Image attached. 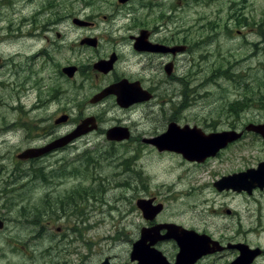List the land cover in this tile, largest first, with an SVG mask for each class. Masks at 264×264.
<instances>
[{"label":"flooded vegetation","instance_id":"obj_1","mask_svg":"<svg viewBox=\"0 0 264 264\" xmlns=\"http://www.w3.org/2000/svg\"><path fill=\"white\" fill-rule=\"evenodd\" d=\"M243 1L236 12L231 8L228 14V19H242L243 25L234 22L223 29L232 35L221 30L213 33L211 29L208 38L193 39L196 43L192 47L187 36L189 28L184 26L190 17L177 15L173 0H68L66 9L63 5L60 7L58 0H0V146L15 144L12 152L0 149V237L7 249L3 253L6 263L27 264L12 263L8 255L24 252L21 239L27 234L28 223L20 215L39 209L32 226L58 243L48 256L53 262L46 264H264V220L259 213L253 227L251 215L255 212L249 206L244 210V204L251 197L264 193V170L259 168L264 159L255 166L248 164L223 172L211 170L208 183L206 174L210 171L200 172L202 166L193 165V170L187 166L186 169L198 173L197 179L206 180L191 193H185L195 200L192 204L186 202V207L199 220L197 224L184 220L182 211H170L174 210L170 209V203L178 202L175 196L140 195L139 191H144L146 185L140 187L134 163L131 170L126 162L140 158L143 150L150 148L158 153L164 150L174 153L185 162L209 166L213 161L237 157L245 160V152L251 149L253 139H260L264 144L262 135L248 129L249 125L264 121L235 120L227 123L226 129L205 131L198 124L170 120L166 130L156 136H149L130 123L133 113H141L146 118L155 115L156 104L165 110L169 104L180 101L179 109L185 108L187 96L191 94H183L182 85L203 86L196 82L204 73V65L196 64L197 55L206 49L204 57L209 54L219 58L209 51L217 40L240 36L242 44H247L244 30L250 36L258 28ZM201 2L204 0H189L183 5ZM197 20L201 27L206 23L203 15ZM216 34L219 38L213 40ZM243 57L249 59V55ZM224 58L221 56L213 63L215 71L209 80L236 79L235 73L231 74L233 64ZM238 59L234 60L238 65L247 60L239 62ZM220 63L218 73L216 66ZM71 82L74 83L72 98ZM170 84L172 94H169ZM257 86L260 97L264 83ZM254 93L243 92L230 105L240 113L255 103ZM163 94L169 95L160 99ZM73 107L77 109L76 114L71 110ZM90 107L94 110L89 111ZM84 120L88 121V130L82 136L54 145L67 141ZM171 126L179 128L181 135L187 133L184 128L188 127L199 128L203 135H217L213 137V145L201 147L202 158L193 161L181 151L162 149V144L155 142ZM221 133L224 135L218 136ZM30 149L39 154L22 158ZM82 153L88 157L79 176L83 183L77 189L74 184L62 194L54 195L55 187L50 190L52 195H45L43 191L39 197L42 205L31 207L34 199L29 200L28 189L55 186L50 175L71 174V168L66 166H50L58 156L77 160ZM179 159H175L177 164L185 165ZM67 163L71 165V161ZM104 165H109L113 172L108 177L102 176ZM181 170H175L172 185L187 178L186 172L180 175ZM125 175L139 185L128 178L125 180ZM183 189L186 188L180 193ZM117 190H126L129 194H122L124 199L117 203L109 202L110 196L119 193ZM72 196H79L76 200L79 205ZM132 197L134 209L139 211L136 222L124 220L131 213L125 203ZM56 204L62 207L57 208ZM98 204L107 206L110 217L116 210L122 218L95 220ZM122 205L126 209L121 212ZM246 215L248 227L242 222ZM17 216L19 220L13 221ZM220 219H230V222L221 226Z\"/></svg>","mask_w":264,"mask_h":264},{"label":"rangeland","instance_id":"obj_2","mask_svg":"<svg viewBox=\"0 0 264 264\" xmlns=\"http://www.w3.org/2000/svg\"><path fill=\"white\" fill-rule=\"evenodd\" d=\"M176 0H173L174 5L177 7V15L180 14H188L190 19L188 18V21L184 24L185 27L189 28L187 36H189V43L192 47H195L196 41L195 39L197 36L199 39L201 38H208L209 33L211 29H214V32H217V30H221L229 35H232L230 31L223 30L227 26L233 25L234 22H238L243 25L242 19H237L234 17V19H228V14L230 13V9L232 8V12H236L242 5V0H204V2L196 5H192V3H189L186 5H183V2L189 1V0H177V4H181L180 7H178L175 4ZM60 3V7L63 5L66 9V4L68 3V0H58ZM194 2V1H193ZM233 2V3H232ZM244 2V1H243ZM232 3V7H231ZM185 4V3H184ZM244 4L248 5V9L246 10L250 14V18L256 20V27L258 28L255 33L250 34L248 36V33L246 30H244L243 34L246 36L245 39H247V44L243 45V38L240 36H235V38L230 39H221L220 41L217 40L215 45L212 46L210 50L214 52L215 56L219 57H209L210 55L207 54L206 57H204L205 51H201L197 56V63L196 64H202L204 65V73L201 79L196 80L198 83H202V87H197L195 83H193V87L195 88H188L183 87V94L185 92L188 94H191L190 97L187 96V106L183 109H179L180 101H177L176 104L172 103L169 104L165 110L162 109V107L158 104L155 106V115L150 116L149 118L144 117L141 113H138L135 115L133 113L130 118V123L136 124L139 131L147 132V135L156 136L160 134L162 131L166 130L167 123L170 120L177 121L178 123H189L191 125L198 124L201 126L205 131H211L216 128L218 129H226L225 126H227V123H230L231 121H241L244 120H252V121H264V90L262 91V95L259 97V91L257 84L264 83L263 80H261L262 77H264V30L260 29L261 24L264 23V0H245ZM200 15L204 16V20L206 23L203 27H201L196 22L198 21L197 18H200ZM263 21V22H262ZM179 23V22H178ZM203 23V22H202ZM252 27V26H251ZM264 28V24L261 26ZM256 29V28H255ZM242 31V30H241ZM182 35H186L185 33H182ZM186 36V37H187ZM191 38V39H190ZM219 34L214 35L213 40L218 39ZM198 39V40H199ZM250 39V40H249ZM202 47H199L200 49ZM246 48V51L243 49ZM209 53V52H208ZM249 55V59L247 57H243ZM226 56L224 58L225 62H230L233 64V72L235 73L234 77L236 79H229L225 77H219L215 79L209 80L210 76L214 73L215 67H212L213 63L220 59V57ZM196 57V56H195ZM242 57V58H241ZM231 58V59H228ZM236 58H239V62H243L242 64L238 65L234 63V60ZM237 62V63H239ZM222 63L218 64L216 66V72H221L220 66ZM228 64H226L227 66ZM260 79V80H259ZM91 84V83H90ZM170 92L169 94L173 93V86L172 84L168 85ZM74 83L71 82V98L74 94ZM90 87L86 90L87 93H89ZM254 93V101L255 103L251 104L249 107L238 113L230 104L231 100H234L237 96H239L241 93ZM169 94L164 95L162 98H166ZM202 94H204V98H202ZM180 100H183V96L180 98ZM72 107V104H71ZM71 110L76 114L77 109L75 107L71 108ZM94 108L90 107L89 111H93ZM253 135V134H252ZM15 147V144H4L0 146L1 151L4 150L6 152L13 151V148ZM82 152V149H80ZM162 153V154H160ZM158 153L154 149L146 148L143 150L141 157L138 159L133 160H126L127 163H129V168L133 170V165L135 169L139 172L140 177V187L145 184L146 189L140 190L139 194H168L171 196H175V198L178 200L176 203H170L169 207L170 211L179 210L182 211L184 220H187L188 222L192 224L199 223V220L195 219L196 216L192 212H188V209L186 207V202L189 204L195 203L194 198L191 196L185 195V193H191L192 190H195L198 187V184L201 182L207 183L210 180V174L213 173V171L217 172H223L225 170H233L238 167H243L248 164H251L252 166L257 165L259 161L264 159V144L261 142L260 139H253L251 144V149L247 152H245L246 159L242 160L240 158L228 160V161H213L209 166H204L199 163H192V162H185L184 159H182L180 156L166 152H160ZM166 156H172L173 158H180L179 160H182L185 162V165H179L178 162L173 159L169 158L166 159ZM230 156V155H229ZM107 160V159H106ZM8 161H11L8 159ZM67 161H71V165L67 163ZM88 161V157L86 154L82 153L78 156L77 160L70 159L68 156L60 155L56 159V163L54 165H50L51 167H67L71 168V174L68 172H62L59 173V175H56L53 177V175H50V177L53 179V184L55 186L52 187H43V186H36L34 188L28 189V198L34 199L33 203L31 204V207L34 206H41L42 203L39 202V197L45 192V195L51 194L54 195L62 194L67 190H71L74 184H77L75 188L77 189L79 183H83V180L81 177L82 169L86 166V163ZM108 163V162H106ZM134 163V164H133ZM49 164V163H48ZM133 164V165H132ZM206 164V163H205ZM193 165L195 168L197 166H202V169L200 170H208V174H206V180H199L197 179L198 173L193 170ZM15 165L11 166L14 167ZM190 167L192 170L186 169V167ZM192 166V167H191ZM180 175L183 172H186L187 178L181 179L179 182L180 184L172 185V177L176 174L177 171L180 170ZM195 170V169H194ZM213 170V171H211ZM111 172V167L109 165H104V168L102 169V176L108 177ZM196 173V174H195ZM205 177V175H201ZM125 180L128 178L129 180L135 182L139 185V182L134 181L132 177L125 175ZM49 180V178L47 179ZM55 180V183H54ZM125 180L123 182H125ZM196 186V188H194ZM56 189L52 190V193L50 190L52 188ZM172 191H168L169 189ZM110 187L108 186V189ZM182 188L183 194L180 193ZM140 189V188H139ZM111 190V189H110ZM109 191V190H108ZM119 193L114 194L110 196L109 202L111 203H117L118 201L124 199V195L122 194H129V191H119ZM174 193V194H173ZM173 194V195H172ZM179 194H182V197H179ZM74 199V203H79L76 201L78 200L79 196H72ZM80 199L83 200L81 197ZM105 199H107V194L105 195ZM180 199H184L183 201H180ZM134 197L129 199V201H126V207L129 208L130 214L128 217L124 218L125 221L129 222H136L139 220V211L134 209V203L135 201ZM180 201V202H179ZM250 202L248 204H244V210L247 211L246 207H250V211H253L251 215L252 220V226L255 227L254 221L257 219L258 214L260 213L262 216V220H264V193H257L253 197L250 198ZM262 202V204H261ZM72 203V204H74ZM92 203V202H91ZM68 205V202L65 203ZM261 204V208H260ZM29 205V204H28ZM121 205V204H120ZM57 208L62 205L56 204ZM72 206V205H71ZM124 205H122L121 212L126 209ZM176 208V209H175ZM38 212L39 215V209H35L34 213L27 212V215L21 214L24 222L28 223V227L25 228L27 231V234H23V238L21 239L22 244L24 245V252L21 253L18 251V254H9L8 258L11 260L12 263H27V264H46V263H52L53 259H48V256L52 254L51 249L52 247H57V242L54 238L50 237L49 235L37 231L38 229H35L32 226V220L34 219V216H36V213ZM112 217H115V219L122 218L118 215L120 211L113 210ZM88 215V213L86 212ZM110 211L107 209V206H100L98 204V209L94 213L95 220H104L108 221L112 217H110ZM126 214V212L124 213ZM13 217V221H18L19 217ZM126 216V215H125ZM102 217V218H98ZM204 222H212L208 219H203ZM66 222V221H63ZM230 219H220V225L224 226L226 223H229ZM244 227L249 226V222L246 217L243 219ZM56 225H62V223H58ZM56 227V226H55ZM54 229V227H52ZM264 240V239H262ZM5 242L2 240V237H0V264H9L10 262L7 261L5 256L3 255L5 251ZM7 250V249H6ZM26 255V256H24ZM57 260V259H54ZM64 261V260H63ZM59 262V261H58ZM65 263V262H62Z\"/></svg>","mask_w":264,"mask_h":264},{"label":"water","instance_id":"obj_3","mask_svg":"<svg viewBox=\"0 0 264 264\" xmlns=\"http://www.w3.org/2000/svg\"><path fill=\"white\" fill-rule=\"evenodd\" d=\"M123 1H125V0H123ZM71 74H72V71H71ZM87 122H88L87 120H84L83 123H81L71 133V135L67 138V141L56 142V143H54V145L55 146L62 145L64 143H67L69 140H72L73 138H75L77 136H80L81 134L85 133L86 130H88L86 128ZM184 129H188V132L185 135H181V133L179 131L180 130L179 128L177 129L175 127H172L170 129V131H169V132H171V134L169 132L167 134L164 133L163 135H165V136L162 135L161 137L157 138L158 140L156 139L155 142L162 144L161 145L162 149L165 148V149L181 151L183 153V155L185 157H187L188 159H190V160H200L202 158V154H203V152L201 151V147L202 146L206 147L208 145H213L214 144L213 137L216 136L217 134L213 133V134H210L208 136H205V135H203L201 133L199 134L200 130L197 129V128L191 129V128L188 127V128H184ZM248 129H251L252 131L257 132V133L261 134L264 137V123L263 124H257V125H251V126L249 125ZM195 132H197L196 136H195ZM224 133L226 134V133H229V132H224ZM221 135H224V134H222V133L218 134V136H221ZM237 135H239V134H237ZM201 136H202V138L204 137L203 140H201ZM199 141H200V148L198 147ZM38 154H39V152L37 150L30 149V150L25 151L21 155V157L22 158H29L31 156H36ZM259 168H260V170H262V169L264 170V162L259 165ZM262 184H264V183H262ZM140 206L144 209V205L143 204L140 205ZM154 212H155V210H154ZM145 213H146V211H145ZM149 213H150V209H148V211H147V214H149Z\"/></svg>","mask_w":264,"mask_h":264}]
</instances>
